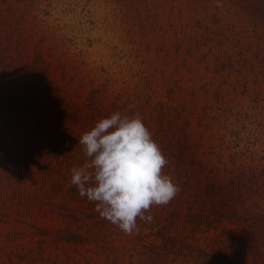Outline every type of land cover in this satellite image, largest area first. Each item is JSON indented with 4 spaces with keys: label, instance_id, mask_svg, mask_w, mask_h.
<instances>
[{
    "label": "rangeland",
    "instance_id": "rangeland-1",
    "mask_svg": "<svg viewBox=\"0 0 264 264\" xmlns=\"http://www.w3.org/2000/svg\"><path fill=\"white\" fill-rule=\"evenodd\" d=\"M0 20V33L13 37L10 55L36 59L52 99L85 112L95 97L100 109L139 114L165 155L167 143L176 150L183 132L189 133L198 145L183 152L186 159L178 166L168 156L163 169L179 188L183 179L176 175L187 172L191 186L178 193L185 198L182 213L208 170L219 180L231 170L264 178V19L233 0H0ZM37 174L21 184V211L0 221L5 264H198L156 255L153 244L161 241L153 235L126 234L102 218L78 221L64 211L77 207L64 191L35 202L48 189ZM170 203L155 206L153 214L170 215L176 205ZM33 226L49 231L46 240L33 234ZM227 227L226 233H185L212 253L262 264L263 251L261 258L238 251L227 234L240 238L243 231ZM65 229L81 232L87 243L54 241L55 232ZM23 253V259L16 257Z\"/></svg>",
    "mask_w": 264,
    "mask_h": 264
},
{
    "label": "trees",
    "instance_id": "trees-1",
    "mask_svg": "<svg viewBox=\"0 0 264 264\" xmlns=\"http://www.w3.org/2000/svg\"><path fill=\"white\" fill-rule=\"evenodd\" d=\"M233 1L254 18L264 19V0ZM12 44V34L0 33V221L5 223L7 220L3 217L11 219L12 213L21 211L18 205L23 203L25 190L21 184L38 173V178L43 179L48 189L35 202L42 204L45 198L51 200L50 191L59 193L61 190L65 199L77 206L72 211L64 210L70 213L68 215L77 217L78 221L89 219L97 223L102 220L103 224H112L100 216L94 202L81 196L71 184V169L82 167L87 159L82 146L78 145L80 136L94 127L98 117L103 119L117 111L122 113V109H100L93 97L84 112L70 101L52 99L46 89V76L40 71L36 59H30L27 53L25 59V54L21 58L11 56ZM184 126L187 127L188 123L184 122ZM152 138L155 141V137ZM191 144L193 147L198 145L190 141L189 133L183 132L176 150L169 142L166 146H170V152L163 154L167 160L168 156L173 158L171 163L178 166L186 159L183 152L190 149ZM182 171L184 173L176 177L179 182L183 179L180 191L185 193L191 185L187 172ZM211 173L213 171L208 170L207 180L203 183H195L197 188L189 192L190 199L186 200L184 213L179 210V204L185 198L177 194L171 200L170 205H176L170 215L161 218V215L153 214L155 206H152L145 213L152 216L151 222L137 219L136 231L160 239V244H153L155 249L151 246L156 255H173L174 260L190 258L198 264H243L223 251L212 253L190 242L185 233L193 234L202 228L226 233L228 225L243 231L240 238L232 231L227 234V240L238 247V251L247 254L250 250L254 258H261L260 251L264 254V178L245 170H231L219 180L217 174ZM254 196L258 200H254ZM33 227V234L46 240L43 236L49 231L41 226ZM53 239L80 246L88 241L81 232L71 229L55 232ZM24 255L16 257L23 259ZM5 263L0 255V264ZM261 263L264 264V259Z\"/></svg>",
    "mask_w": 264,
    "mask_h": 264
},
{
    "label": "clouds",
    "instance_id": "clouds-1",
    "mask_svg": "<svg viewBox=\"0 0 264 264\" xmlns=\"http://www.w3.org/2000/svg\"><path fill=\"white\" fill-rule=\"evenodd\" d=\"M86 162L71 169V184L94 202L100 216L126 234L137 229V219L152 206L167 205L179 192L163 169L168 160L139 114L114 112L84 132Z\"/></svg>",
    "mask_w": 264,
    "mask_h": 264
}]
</instances>
